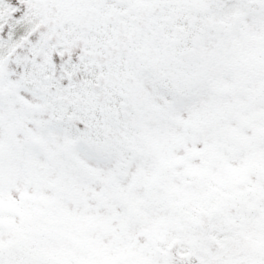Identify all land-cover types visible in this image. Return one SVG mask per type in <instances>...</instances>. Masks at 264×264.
I'll return each instance as SVG.
<instances>
[{"label": "snow or ice", "instance_id": "obj_1", "mask_svg": "<svg viewBox=\"0 0 264 264\" xmlns=\"http://www.w3.org/2000/svg\"><path fill=\"white\" fill-rule=\"evenodd\" d=\"M0 264H264V0H0Z\"/></svg>", "mask_w": 264, "mask_h": 264}]
</instances>
